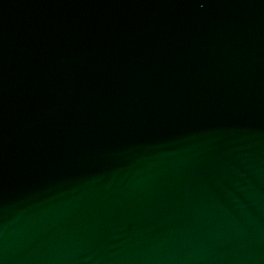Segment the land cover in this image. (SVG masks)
Returning <instances> with one entry per match:
<instances>
[{
	"label": "water",
	"instance_id": "water-1",
	"mask_svg": "<svg viewBox=\"0 0 264 264\" xmlns=\"http://www.w3.org/2000/svg\"><path fill=\"white\" fill-rule=\"evenodd\" d=\"M0 264H264V0H0Z\"/></svg>",
	"mask_w": 264,
	"mask_h": 264
}]
</instances>
